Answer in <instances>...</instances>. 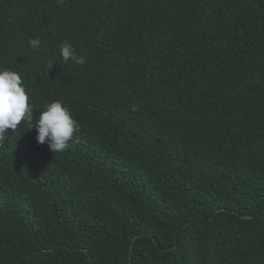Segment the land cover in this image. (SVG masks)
Masks as SVG:
<instances>
[{
    "label": "trees",
    "instance_id": "trees-1",
    "mask_svg": "<svg viewBox=\"0 0 264 264\" xmlns=\"http://www.w3.org/2000/svg\"><path fill=\"white\" fill-rule=\"evenodd\" d=\"M0 69L34 105L0 141V264H264V0H0Z\"/></svg>",
    "mask_w": 264,
    "mask_h": 264
},
{
    "label": "clouds",
    "instance_id": "clouds-1",
    "mask_svg": "<svg viewBox=\"0 0 264 264\" xmlns=\"http://www.w3.org/2000/svg\"><path fill=\"white\" fill-rule=\"evenodd\" d=\"M62 5L64 0H56ZM39 39H29L28 44L34 50L39 48ZM60 56L63 64L69 61L76 65L86 63V58L77 55L76 49L68 41L60 44ZM53 62H48L49 69ZM138 105H133L136 111ZM34 119V105L30 100V93L26 90L21 75L10 69H0V141L5 140L8 131L18 129L21 123L32 124ZM38 144H47L50 151L60 153L68 149L70 142L80 131V125L71 111L59 100L53 101L40 112L35 121Z\"/></svg>",
    "mask_w": 264,
    "mask_h": 264
}]
</instances>
